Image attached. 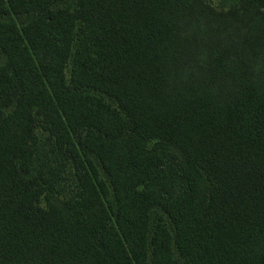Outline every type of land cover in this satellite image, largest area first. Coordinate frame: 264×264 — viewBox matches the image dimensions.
Segmentation results:
<instances>
[{
    "label": "trees",
    "instance_id": "1",
    "mask_svg": "<svg viewBox=\"0 0 264 264\" xmlns=\"http://www.w3.org/2000/svg\"><path fill=\"white\" fill-rule=\"evenodd\" d=\"M221 1L0 0V264H264V0Z\"/></svg>",
    "mask_w": 264,
    "mask_h": 264
},
{
    "label": "rangeland",
    "instance_id": "2",
    "mask_svg": "<svg viewBox=\"0 0 264 264\" xmlns=\"http://www.w3.org/2000/svg\"><path fill=\"white\" fill-rule=\"evenodd\" d=\"M214 4L219 5L222 4L221 0H211ZM231 2H227L226 4L229 5Z\"/></svg>",
    "mask_w": 264,
    "mask_h": 264
}]
</instances>
